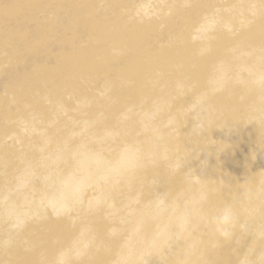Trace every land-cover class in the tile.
Here are the masks:
<instances>
[{"label": "water", "instance_id": "water-1", "mask_svg": "<svg viewBox=\"0 0 264 264\" xmlns=\"http://www.w3.org/2000/svg\"><path fill=\"white\" fill-rule=\"evenodd\" d=\"M0 264H264V0H0Z\"/></svg>", "mask_w": 264, "mask_h": 264}]
</instances>
